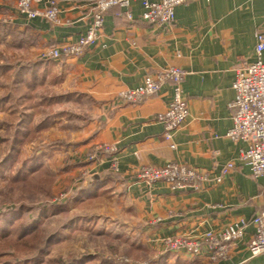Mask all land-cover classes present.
<instances>
[{"label":"crops","instance_id":"0c3cea01","mask_svg":"<svg viewBox=\"0 0 264 264\" xmlns=\"http://www.w3.org/2000/svg\"><path fill=\"white\" fill-rule=\"evenodd\" d=\"M17 1L0 0V66L9 62L16 74L27 65L25 78L33 80L31 108L49 110L46 123L51 127L41 140L51 145L45 156L56 177L54 191L73 190L76 179L84 177L81 187H90L95 196L77 204L95 207L96 218L118 222L126 231L140 230L160 252V264H264V255L252 257L248 250L255 233L252 224L226 260L211 262L165 246L170 237L219 235L264 210V179H253L240 157L247 144L227 137L233 127L230 104L237 68L257 59L264 0H193L176 8L169 26L144 21L143 5L134 0L129 7L107 10L98 42L84 55L61 60L43 55L86 33L95 0H57L60 25L27 20L19 14ZM173 67L186 72L182 88L189 106L187 120L175 133L174 149L157 121L171 103V81L142 103L119 99L143 85L147 76ZM101 145L116 147L119 172L110 169L108 155L88 161ZM231 162L234 169L221 183L207 182L199 191L140 184L136 178L144 166L172 163L213 178Z\"/></svg>","mask_w":264,"mask_h":264},{"label":"built area","instance_id":"2783aa9c","mask_svg":"<svg viewBox=\"0 0 264 264\" xmlns=\"http://www.w3.org/2000/svg\"><path fill=\"white\" fill-rule=\"evenodd\" d=\"M134 0H95L92 7V22L86 33L75 43L51 48L44 58L61 60L63 58H79L86 50L98 42L103 30L105 13L112 7H129ZM140 1L144 8L142 18L150 24L169 26L175 20L177 7L193 0H151ZM17 10L27 20L41 19L51 24L60 25V8L57 0H18ZM131 18V15H128ZM256 61L241 64L236 71L233 90L235 99L230 104L233 111V127L227 137L233 141L247 144L241 152V159L250 167L251 177L255 180L264 179V31L256 35ZM186 72L173 67L155 76H147L143 85L120 94L119 99L124 103L139 104L148 97L156 95L165 82L171 81L172 100L166 112L157 116V121L163 125L165 139L173 144L175 133L181 128L189 116V106L183 96V81ZM116 147L101 145L89 156V161H97L98 154L108 155L110 169L119 172L118 160L115 157ZM234 164L228 163L219 176L198 172L176 163L164 168L144 166L137 172V182L153 185L165 183L174 191H199L210 181L221 183L232 170ZM255 226V233L248 245L252 257L264 255V210L254 216L251 222L241 221L239 224L228 226L221 234L207 233L200 238L170 237L165 240V246L173 252H185L194 257L204 256L211 262L226 260L231 248L240 241L246 227Z\"/></svg>","mask_w":264,"mask_h":264},{"label":"rangeland","instance_id":"374dc122","mask_svg":"<svg viewBox=\"0 0 264 264\" xmlns=\"http://www.w3.org/2000/svg\"><path fill=\"white\" fill-rule=\"evenodd\" d=\"M6 92L7 90L3 86H0V96H3ZM42 98H44V94L41 95ZM9 99L8 104L11 111H19L18 116H20V119L24 117V124H26L24 125V130L26 131L24 134H30L28 136L29 141L25 142L21 149V159L17 167L20 168L23 160L37 156L41 158V164L54 175L46 165L45 156L46 150L51 145L43 144L44 142L41 140L42 134L51 127V123H46L49 110L30 108L34 107L35 104L31 102L27 103V107H25L26 105L22 102L24 100L21 94H11ZM56 110L60 111V109ZM4 116V112H0V138H2L0 139V164L9 157L11 146L15 143L14 134H16V129H11L8 123L2 124ZM31 119H33L32 123ZM18 123L19 121H14L15 128H17ZM39 127L42 129L41 132H38ZM21 137L26 138L25 135ZM17 167L15 170H17ZM4 172V177L0 178L1 210L7 207L15 206L18 208L24 206L32 212L29 213L27 211V215L33 214V216L37 217L39 213L38 208L44 204H49V202L58 204L70 200L65 211L56 217H51L44 221L42 227V233H44L43 242L48 239L49 235L57 233L61 235H58V240L50 245L48 254L37 259V264H60V261L67 262L70 257L83 255L99 256L101 260L105 259L114 264H160V252L154 250L147 243V238L143 237L139 232L140 230L126 231L121 225H118V222L116 224V222H110L108 219L96 218L94 216L95 207L83 206L73 201L72 196L77 194L80 189L79 187L84 182V177L77 178L75 189L70 191L63 190L56 193L53 184V198L49 200V198L41 193L26 189L28 186L23 187L20 185L10 188V176L13 172L9 170H5ZM22 253L23 255L27 254L26 251Z\"/></svg>","mask_w":264,"mask_h":264},{"label":"trees","instance_id":"16d2710c","mask_svg":"<svg viewBox=\"0 0 264 264\" xmlns=\"http://www.w3.org/2000/svg\"><path fill=\"white\" fill-rule=\"evenodd\" d=\"M5 64L6 65L0 66V86H3L7 92L3 96H0V112H4L5 114L2 124L8 123L11 129H16V134H14L15 143L11 146L9 157L0 164V178L4 177L5 170L14 173L21 159V149L25 142L29 141L28 136L30 135L24 134L26 133L24 130V125H26L24 124V117L20 119V116H18L20 113L19 111H11L8 104L9 98L11 94H21V97H23L25 101V107H27V103H30L32 99L30 96V86L33 83L31 76L25 78L24 72L30 69L27 65H23L21 72L15 74L12 66L8 65L10 63L6 62ZM14 75H16V78ZM18 83H23L24 86L18 89L15 87ZM32 120L33 119H31V123ZM14 121H19L17 128L14 127ZM38 129V132L42 131L40 127ZM23 135H25L26 138H22L21 136ZM40 160L41 158L37 156L23 160L20 168L17 167L15 173H12L10 176L9 187L14 188L20 185L23 187L28 186L26 189L41 193L49 198V200H52V186L55 182V177L41 164ZM79 190L77 196L73 198L75 203L79 202L78 199H92L95 196L94 191L90 187H81ZM69 201L70 200H67L58 204L46 203L38 208L39 213L37 217L33 216V214H28V216L26 214L27 211H29V213L32 212L24 206L0 209V264H37V259H39V257L48 254L50 245L58 240V235L61 234L49 235L48 239L43 242L44 233H42V227L44 221L48 218L60 215L69 205ZM23 251H26L27 254L23 255ZM60 264L114 263L105 259L101 260L99 256L83 255L70 257L67 262L60 261Z\"/></svg>","mask_w":264,"mask_h":264}]
</instances>
